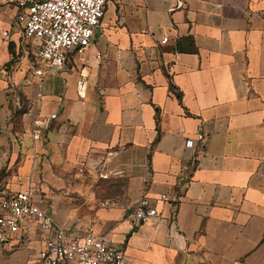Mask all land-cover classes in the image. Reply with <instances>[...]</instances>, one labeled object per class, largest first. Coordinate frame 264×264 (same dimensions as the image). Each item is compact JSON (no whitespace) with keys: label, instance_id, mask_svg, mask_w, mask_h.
<instances>
[{"label":"crops","instance_id":"0c3cea01","mask_svg":"<svg viewBox=\"0 0 264 264\" xmlns=\"http://www.w3.org/2000/svg\"><path fill=\"white\" fill-rule=\"evenodd\" d=\"M4 2L0 128L26 99L18 170H45L53 220L93 225L127 264H264V0H109L94 41L41 85ZM53 112L33 141L30 120ZM142 196L158 214L133 228Z\"/></svg>","mask_w":264,"mask_h":264},{"label":"built area","instance_id":"2783aa9c","mask_svg":"<svg viewBox=\"0 0 264 264\" xmlns=\"http://www.w3.org/2000/svg\"><path fill=\"white\" fill-rule=\"evenodd\" d=\"M109 0H5L15 9L14 25L18 48L27 60L28 78L42 80L52 70L64 68L71 53H82L95 39ZM119 2L120 0H113ZM180 4V1L178 2ZM9 37V30H4ZM163 37L160 42L166 43ZM87 81L83 70L76 83L79 97L85 96ZM57 117L37 115L29 122L33 141H43V133ZM187 146L192 140H187ZM161 199L166 200L165 195ZM158 214L152 200L142 196L129 213L133 228ZM38 242L37 264H127L123 245L110 244L93 225L65 228L57 224L48 203L29 183L13 189L0 181V246Z\"/></svg>","mask_w":264,"mask_h":264},{"label":"rangeland","instance_id":"374dc122","mask_svg":"<svg viewBox=\"0 0 264 264\" xmlns=\"http://www.w3.org/2000/svg\"><path fill=\"white\" fill-rule=\"evenodd\" d=\"M27 104L26 99L20 95L17 96L15 105L6 117V126L0 128V181L6 182L13 189L19 186L26 187L27 184L32 183L42 193V197L51 210L52 198L50 196L53 192L52 188L48 189L45 170H30L24 178L18 170L24 159L21 142L25 130L21 127L22 123L24 124L21 118L27 110ZM56 193L64 195L65 192ZM52 215L55 218L54 212ZM37 248L34 241L17 246H0V264H37Z\"/></svg>","mask_w":264,"mask_h":264},{"label":"trees","instance_id":"16d2710c","mask_svg":"<svg viewBox=\"0 0 264 264\" xmlns=\"http://www.w3.org/2000/svg\"><path fill=\"white\" fill-rule=\"evenodd\" d=\"M169 89L170 90H174V85L173 84H169ZM180 93H176V97L178 98V99H180Z\"/></svg>","mask_w":264,"mask_h":264}]
</instances>
